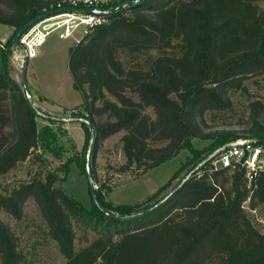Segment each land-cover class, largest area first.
Wrapping results in <instances>:
<instances>
[{"label": "trees", "instance_id": "1", "mask_svg": "<svg viewBox=\"0 0 264 264\" xmlns=\"http://www.w3.org/2000/svg\"><path fill=\"white\" fill-rule=\"evenodd\" d=\"M58 1L0 0V23L15 30L7 46H1L0 175L28 159L46 166L40 151L44 134L43 145L61 156L52 145L55 132L47 124L40 128L38 117L66 120L42 115L11 76L8 63L18 30ZM107 18L69 50L73 84L83 98L75 117L86 131L84 150L92 146L90 157H69L57 169L0 191V211L20 220L33 198L46 234L66 259L63 264H264V231L243 206L248 200L249 209L264 203V170L248 176L245 167L205 169L199 175L202 159H195L202 152L192 143L194 138H220L222 144L238 136L206 132L205 116L229 108L232 93L246 90L249 76L264 73V0H141ZM154 50L157 55L129 61L128 68L122 58ZM248 107L249 136L264 138V99ZM120 132L126 158L120 171L139 176L184 148L194 153L195 159L186 163L193 165L169 198L168 192L141 204L115 205L108 200L112 185L103 183L97 193L111 214L97 206L91 190L92 206L84 207L59 185L65 179L59 172L77 163L87 176L91 159L98 181L97 152L105 139ZM77 228L84 231L80 241L85 245L77 244ZM90 231L96 232L93 239ZM0 263H27L19 237L1 215Z\"/></svg>", "mask_w": 264, "mask_h": 264}, {"label": "rangeland", "instance_id": "2", "mask_svg": "<svg viewBox=\"0 0 264 264\" xmlns=\"http://www.w3.org/2000/svg\"><path fill=\"white\" fill-rule=\"evenodd\" d=\"M83 31L84 27L82 26L76 31L74 36L65 39H61L56 33H53L48 43L42 47L41 54L37 53L33 57H26L25 51L22 50L24 48L22 45H16L13 48V53L8 54L10 74L23 87V71L24 67L27 66V87L32 95V101L34 100L33 103L35 102L34 105L38 108L40 107L42 115L47 113L52 117L65 119L66 121L53 123L38 117L40 128L47 124L55 132L57 138L52 145L60 151L61 156H57L54 151L48 150L47 146L43 145L45 143L43 139L46 137L44 134L40 151L47 157L48 164L44 166L41 161L36 159H28L21 162L10 172L0 175V191L18 186L20 183L30 180L36 173H43L47 169H57L69 157L79 156L81 161L90 157L92 146L89 145L84 150L87 138L86 131L75 117L81 111L79 107L83 98L81 92L74 87L73 78L69 70L70 46L82 37ZM14 33L15 30L12 27L0 23V67L4 64L1 46L6 45ZM10 47L12 48V45ZM157 54L158 52L155 50L143 52L132 60H130L128 55H121L126 60L128 68L129 61L138 60L139 62H144L147 57ZM245 87L246 90H237L232 93V104L229 108L207 113L205 116L206 126H204L206 132L213 135L222 132H236V135H238L236 139L250 137L247 132L250 124L248 105L252 100L264 99V73L249 76L245 81ZM34 92L36 96L33 99ZM105 118L106 115L101 116V119ZM123 134V132H120L105 139L95 159V169L98 178H106L111 181L113 190L108 194V200L115 205L141 204L149 198L157 200L177 187V184L193 165L191 164L192 162L189 166L186 163L189 159L192 161L195 159L194 153L190 149L184 148L173 158L145 171L139 176H136V173L131 171H120L118 168L126 162L121 142ZM49 139L52 140V138ZM218 140L220 138L193 139L194 148L202 152L201 157L195 159V161L202 159L198 162L199 164L197 163V168L215 149L231 141L230 137L222 144L218 143ZM82 171V167H79L77 163L70 164L67 171L59 172V175L65 178L64 181L59 182V185L84 207L90 208L92 206L90 185L86 174ZM178 173L180 176L175 178L170 186H167L172 177ZM226 186L229 187L230 184H226ZM246 206V210L250 212L259 227L264 231V223L261 222L264 221V203L257 206L255 209L256 213H253L248 208V203ZM0 215L5 222L12 226L19 237L21 249L26 254V264H63L65 262L66 259L60 252L57 243L46 234L45 221L33 198L28 199L25 203L22 219L18 220L2 211H0ZM83 233L84 231L81 228L77 230L78 246L86 243L80 241ZM95 235V231L89 232L90 239H93Z\"/></svg>", "mask_w": 264, "mask_h": 264}, {"label": "built area", "instance_id": "3", "mask_svg": "<svg viewBox=\"0 0 264 264\" xmlns=\"http://www.w3.org/2000/svg\"><path fill=\"white\" fill-rule=\"evenodd\" d=\"M130 1L133 0H59L51 11L61 10L60 13L42 19L21 37L20 42L24 47L26 57L37 55L38 48L53 33H56L59 38L65 39L74 36L76 31L83 26L84 35L90 28L107 22V14L111 13L110 10L113 7ZM86 10H98L100 12ZM240 167L247 169L248 176L251 173L264 170L263 142L249 137L235 139L221 145L208 155L199 167L198 173L201 175L205 169L208 171L227 169L233 172ZM103 183L111 185L110 179L94 180L96 189L100 188ZM248 201L244 203V208L247 207ZM250 210L256 213L255 209ZM261 222L264 223V221Z\"/></svg>", "mask_w": 264, "mask_h": 264}, {"label": "water", "instance_id": "4", "mask_svg": "<svg viewBox=\"0 0 264 264\" xmlns=\"http://www.w3.org/2000/svg\"><path fill=\"white\" fill-rule=\"evenodd\" d=\"M141 0H133V1H130V2H126V3H122V4H119L115 7H113L110 12H114L118 9H121V8H125L129 5H132L134 3H137ZM67 10H73V9H67ZM78 10H81V9H78ZM85 10V9H84ZM86 11H93V12H100L98 10H86ZM61 10H56V11H51V12H46V13H43L35 18H33L32 20H30L29 22H27L22 28H20L18 30V32L15 34L14 38H13V43H12V48L9 49V53H13L14 51V47L16 45H21V42H20V39L21 37L32 27L34 26L36 23H38L39 21H41L42 19L44 18H47L51 15H54V14H58L60 13ZM26 70H27V66L24 67V71H23V85H24V91L26 93V96L28 97V99L30 101H32V95L27 87V81H26ZM256 139L257 141L259 142H263L264 143V138H254ZM86 170H87V176H88V181H89V185H90V190H91V194H92V197H93V200L94 202L97 204V206L102 210L104 211L106 214H111L103 205V203L101 202L99 196H98V193H97V189L94 185V178H93V173H92V167H91V159H88L87 160V165H86ZM181 185L175 187L167 196L166 198H169L176 190H178V188L180 187Z\"/></svg>", "mask_w": 264, "mask_h": 264}, {"label": "crops", "instance_id": "5", "mask_svg": "<svg viewBox=\"0 0 264 264\" xmlns=\"http://www.w3.org/2000/svg\"><path fill=\"white\" fill-rule=\"evenodd\" d=\"M49 39H50V36L46 39V41L38 48V53L39 54H41V52H42V47L46 44V43H48V41H49ZM71 47V46H70ZM22 50H24V48H22ZM38 54V55H39ZM27 62H28V60H27ZM27 64V63H26ZM35 96H36V93L34 92V94H33V99L35 98ZM34 101V100H33ZM35 103V102H34ZM40 108V107H39Z\"/></svg>", "mask_w": 264, "mask_h": 264}]
</instances>
